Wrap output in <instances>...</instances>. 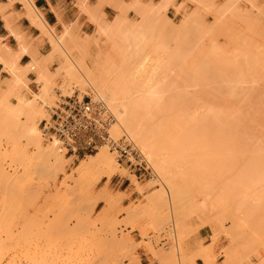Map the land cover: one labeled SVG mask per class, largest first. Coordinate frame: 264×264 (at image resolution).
<instances>
[{"label":"rangeland","instance_id":"obj_1","mask_svg":"<svg viewBox=\"0 0 264 264\" xmlns=\"http://www.w3.org/2000/svg\"><path fill=\"white\" fill-rule=\"evenodd\" d=\"M231 1L232 0H182L175 4L174 0H160L159 2L134 0L135 3L133 1L130 2V4L132 5L131 7H129L130 4L128 3L129 5L123 4V7L121 8V11L123 13L122 18L125 25L127 23L142 25L141 30L143 28L145 29L143 30L144 33L142 32V35H147L145 33H148L147 38L152 37L155 34L156 36L159 35L158 37L161 38V35L162 37H164V34L166 33L167 35L165 34V37L163 39L161 38V40L162 42L165 41L163 43H166L169 40V48L171 46L174 47V44L178 41V39L179 43H181V39H184V44H180L182 48L187 45L189 48L190 45V49H195H193L194 53L197 51L200 52L201 49H199V47L201 48L202 45V49L204 48L209 51V47L212 44L216 43L215 46L217 47V49L213 45L211 48L213 50H218V53L216 56H214L209 51L208 54L210 55L211 53V57L209 56L208 59H204V56L199 57L197 55L192 56L190 54V60V55H186L184 59H188H183L182 62L178 60V62L176 61L174 55L172 56V50H169L168 52L157 51L155 53L148 54L150 58H148L149 61H147V59L145 61L146 64L142 63V65L144 64V67H148L146 68L148 70L153 67V69L156 71L155 80L153 79L155 82L151 81L152 84L150 85L152 87V90L157 93L156 97L160 102V107L159 104L157 105L158 108H164L166 106L165 109L176 108L188 109L191 111L194 109L193 112L195 111L196 116H201L202 113L204 115L205 109L206 112L207 109H214L213 111H224L227 109L223 113H226L227 111L229 113H232L233 111V115L227 113V116L232 115V117H234V115L236 114H240L237 112V110H239V112L242 111V114L245 112L243 115L240 114V116H242L241 118H244L243 121L242 119H239V116V118H237L236 116L234 117L237 118L239 122L241 121V125L239 122V124L235 122L237 125H239V127H236L237 125L234 123V121L232 122L234 125L231 124L233 128L232 126L228 125L230 122L229 119L227 126H223L225 124V120H221L223 121L222 126L220 125L221 128L218 126L213 127L211 125H215V122H212L211 125H209V122V128H207L206 130L209 131L211 128L213 131L211 130L209 131V133L213 134L215 132L216 136L214 138H212L213 136H211V141L214 139V141H212L214 142L213 144H208L207 142L210 141L208 139H206L207 141L204 140L205 142L203 143H205L204 145L207 148H210L212 146L211 148H213V150L209 149L208 154H210V156H213L210 157L208 154H200L195 156L201 163V166L202 164H205L207 166L204 165L202 166L204 168L200 167L194 170H184L182 168L183 163L181 165L178 163V170L180 171L178 172L179 174L185 172V174L189 173L190 175H192V177L194 176L202 181H207L206 186L207 190H209L208 193L203 194L204 191L201 192V189V191H199L197 186H192V189L188 188L189 192H187L189 197L188 195H185L187 198L180 200L179 203V212L184 216V220L181 221V224L177 222V219L179 218H177L178 216H175L176 210L175 208H172L170 206L166 194V205H163L161 214L159 215V213L155 212L156 210H153L156 209V207L153 208L154 203L152 204V202L154 201V196L158 193L157 189L161 188L162 186L161 179L157 176H154L156 175L155 172H153V174L148 173L142 174L140 176H135L133 171H130L121 165H117L119 170L117 169L116 173L110 178L103 177L94 184L91 183L92 185L90 184V182H93V180L95 179V175H91V177H89L90 179L88 178V184L91 185V190L87 196V189L83 186H80V177L76 173V168L80 160L86 159L87 155H92L96 151L76 157L65 154L64 150H62L64 152H60L59 150V152L62 153L64 157V163L62 162V169V166L60 165L55 170L48 171L41 168L42 163H39L37 166H35V161H33L34 167L31 168L30 163V167L26 170L24 169V165L22 164L23 161H21V159H18L16 155L13 154L12 142L10 141V139H6L1 136L0 151L2 166L4 167L7 175H11L9 176V178H14V175H16L17 181L20 183L16 184L17 188H15L16 186L14 187L15 189L13 188L14 192H12L15 195H13L11 191L10 193L12 195H7L6 193H4V190L0 189V264H142L141 256L139 254L140 250H144L150 256L148 264H194L195 257L200 256V253H203L205 256L207 255L208 257H206L207 259H209V262L211 264H222L223 260L225 259L224 251L228 249L229 246H231L229 248L236 247L239 244H243L242 239L243 241L247 240L246 238H243L242 235H239L240 231L239 233L234 232L235 228L233 226V219L231 217H233L232 215H234L235 213L237 214V217L240 219V221L243 222V229L241 232L253 233L256 231L258 237L254 241H246L247 245L250 246V248H252L253 250V256L251 255V259L244 264H264V182H262L264 181V171H261L264 170V157H262L264 156V124H262L264 123V103H262L264 102V71L261 70L264 69V62H261L264 61V52H262L261 54V51H264L262 50L264 48L261 49V47H264V0H236V2L233 4H231ZM228 5H231V9L232 7H235V9L229 11V9H227ZM135 6H137V8L139 7L140 9L138 8V10H135ZM169 6H172V11H168ZM94 15L97 16L96 18H98L99 14L97 11H94L89 16V20L93 23V28L88 33L80 32V36H74L79 39H76L77 42H79L83 37H85L84 39H87L89 42L92 41V44L89 45L90 49H88L91 52L92 56L95 57L97 46L95 45L96 43L94 42L93 37L97 36V24L94 22ZM114 18L110 20L104 19L107 27H112L111 23L113 22ZM142 19L144 20V22ZM126 20L128 21L127 23ZM185 20L188 21H186L187 25H185ZM140 22L143 23L140 24ZM231 22L233 25H230ZM194 24L196 25L194 26ZM125 25L121 27L120 30L124 31ZM39 26L42 29V33H44L48 37L49 41L51 39L50 33L52 31V33H54L57 38L58 36L59 39L61 38L60 35H58L54 31V28H46L42 25ZM184 26L186 27L185 32H187L188 35L183 34L182 32L185 28ZM221 27L224 31L220 30ZM205 29H208L210 32L211 29L213 30L211 33H207ZM225 29L228 31H226ZM232 30L235 32L234 34ZM230 31L231 35H229ZM223 32H226V34H224ZM239 33L244 34L245 37H241V34L238 35ZM107 34L99 37L98 41L100 42L97 41L101 44H99V46H101L102 52L106 54L108 53V41L112 40L113 38L117 39L119 37V34L114 35L115 33H112V31L107 32ZM193 34H195L194 36L197 35V37H195V40L193 39ZM206 34H210L209 36L212 37V39H215V41H212V39L209 40L210 38L208 39ZM218 34H220L219 37H217ZM198 36H201V39H199ZM237 36L238 38L240 36V38H242V41L238 39ZM66 38L69 39L67 36L63 40H65L68 45L69 42L73 44L71 47H69L74 48L75 42L72 43V40L67 41ZM244 39L246 40L245 44ZM208 40L211 41V44L210 42L208 43ZM201 41H204L206 45ZM66 42L64 43L66 44ZM195 42L199 44L197 45ZM50 43L52 45V40ZM247 43L248 47H246ZM78 44H80V42ZM77 46L78 45H76V47ZM76 47L75 49L72 48L74 50H72L73 52L70 50V48L68 50L71 51L72 57L77 52L75 58L73 57L77 61L76 57H78L79 53L76 50ZM173 47H171L170 49H173ZM78 48L80 49V45L77 47V49ZM219 48L221 51L219 50ZM204 51L205 50H203V52ZM207 51L204 53H207ZM219 52L222 54V56L219 55ZM122 53V57L113 54L109 57V59L105 60L106 62H100L98 67L100 68V70L103 69L105 71L107 79L110 83L124 84L125 86H127L125 84V81L127 79H124L125 81H123L122 78L125 77H123V75H126L125 73L127 70V74H129L127 62L131 59L129 56L130 50H125ZM61 54V52L57 53V57H59L62 63L65 60V57ZM90 55L86 58V63L89 66H92L91 60L93 59V57ZM218 56H221L219 57L220 60ZM201 58L204 61H201ZM153 59L155 62L153 61ZM209 59H211V61ZM142 60L144 61V59ZM197 60L200 62H197ZM205 61L206 63H203ZM209 61L210 63H208ZM212 62H214V64ZM61 63L59 64L60 67ZM153 63L157 66H155ZM187 63L188 65L190 64V66H188ZM197 63L201 64L202 66L200 67ZM194 64L195 66L198 65L200 68L196 67V69L193 66ZM173 65L175 66V69L173 68ZM58 67L54 72L56 74V72L60 71V74L54 75L55 77H52L53 73H49L51 75H49V79L47 80L49 83H46V90L48 94L50 93L49 101L51 104H49L48 106V115H46V119L49 118L52 107L57 105V102L59 101V95L68 96L70 93V96L71 94H78L81 97L87 92L94 93L93 89L90 86H85L82 88L80 87V85L76 84V81H74V83L72 80L65 77V73L63 70L57 71ZM193 67L195 70H197L196 72L194 70V72L198 73V75L194 72H191L192 70L190 71V69ZM206 68L208 70H206ZM226 68H228V70ZM106 69H108L109 71L112 70V72L106 71ZM163 69L165 72L163 71ZM174 70L175 72H173ZM220 73H222L224 76H222V74ZM61 75H63V78ZM151 75L154 76V73ZM200 76L206 79H201ZM226 76L228 77L226 78ZM10 78H12V76H10ZM25 80L28 85V79ZM129 80L131 81L130 77L128 81ZM162 80L163 82H161ZM8 81L9 80L7 79L0 80V90H3L5 88V85ZM37 82L39 84V90L36 92H32L25 87H22L20 89V93L24 99H32L33 93L41 92V90L45 87L44 83L41 84L39 81ZM128 84L129 87H132L130 85V82ZM169 85L171 86L169 87ZM177 90L179 91V93ZM4 92L5 90L0 94H3ZM100 95L105 99L106 95H103L102 93H100ZM256 98L261 99V101ZM9 101L11 103H14L16 102V98L13 95H10ZM224 102L227 103L225 104ZM177 104L180 106V108ZM230 104L232 106H230ZM227 105L229 106V109ZM1 115H3V109H0V116ZM224 116H226V114ZM44 118L45 117H43L42 119ZM40 119L37 120L38 123L40 122ZM23 121H25L24 117L21 118L20 122L23 123ZM242 123L244 124V127ZM194 129L195 128L192 127L190 131L192 132L193 130L192 133L195 137L193 139L198 140L200 137L197 135H199V130L201 128L198 129L197 126V128L195 129H198L199 133H197L198 131H196L195 133ZM231 129H236V131L238 132V138L242 137L240 135L241 133L247 134V140L244 135L242 138L245 141H243L242 138V141L239 140L236 136V131L234 132L232 130V132L235 134L230 133ZM250 129H252V131ZM201 131L203 130L201 129ZM244 131L246 132L244 133ZM122 132L123 131L120 130V135L118 136V138L123 134L127 135L125 132ZM223 132H226V134L222 135ZM239 132L241 133L239 134ZM209 133L208 137L210 136ZM229 134L231 135V137ZM218 136L220 138L222 137V139L224 140L227 139H225L224 136H229L228 140L231 141L230 144H228L229 142L227 140V142H224L222 140L220 141V138H217ZM232 137H235L236 139L232 140ZM40 139L43 145L49 144V142L44 140L41 134ZM217 139H219V142H215L217 141ZM237 139L239 142H237ZM226 143L231 149H233L231 146H235V148L233 149L235 153L233 154H237V158L235 159L236 162H232L230 160V162H226V158L220 159V154L218 155L217 153H215V151H220L221 149H223V145H225ZM238 143L242 148L239 147L240 145H238ZM182 145L185 147L183 143ZM236 145L238 150L236 149ZM17 146L21 150L23 148L26 149V158H28L29 156L28 160L31 159L32 155L35 154L34 152H36V149L32 144L27 145L24 141H21L19 144H17ZM221 146L223 148H220ZM106 150L110 152L108 147H106ZM239 151L242 154L239 153ZM240 154L242 155L241 157L239 156ZM112 156L116 160V156L114 153H112ZM256 156L260 159L261 162L256 158ZM230 159L232 160L231 157ZM147 160L153 167L152 161L149 159ZM191 160L194 161V158H192ZM49 161H53L51 157ZM177 161L184 162V160L180 157ZM258 161L259 165H257ZM231 162L232 165H234L232 167L227 166V164L230 165ZM242 165H245V167H243ZM240 166H242L241 168L243 171L247 169V166L249 167L248 169L251 173L249 174L248 172V175L250 176H248L246 173V177L248 176L250 177V180L255 181H252L253 186H249L250 189H246L245 187L246 185L244 182L246 181L247 183L248 181L245 180L248 178L243 177L245 173L242 176L243 178H240L243 173H239V171L241 172ZM250 166L252 167V169ZM256 170L259 173H256ZM118 171L120 172V174ZM224 171H226L227 174ZM251 174L254 175L253 179ZM153 178L155 179L153 180ZM132 179L136 180L134 181ZM149 180H152V182L156 183H153L154 185L150 184L152 182H150ZM235 181H237V183L240 185L244 183L242 186L245 188V190L242 189L243 192H240L242 187L239 186V188L241 187L239 191L240 193L237 194L236 189H234V192L230 190L231 193L229 194L230 191L228 192V190L233 189L232 186L235 188V185L237 184ZM229 185L231 186V188L229 187ZM105 186L107 189L106 192L108 197L113 200V205L110 208L109 213V220H111L109 224H107L109 221L106 220V223V221L103 220L105 217V215L103 216V213L109 209L108 205L99 202L94 207L93 211H90L95 197L98 194L104 193L103 189ZM137 188H139L140 191H138L139 189ZM244 194L248 196L244 197ZM8 196L11 197V199ZM222 199L226 200L223 201ZM227 201H230V204ZM160 217H163V219ZM202 228L208 230L209 236L207 240L204 243H199L200 252L198 251L194 254L189 253V241ZM240 236L242 239L237 240L238 238H240ZM162 238L166 239L165 242L161 241ZM114 240L115 242H121L125 244V247L122 248L121 252L117 256L113 254L115 249V244L113 242ZM235 241L236 246H232V242L234 243L233 245H235ZM127 248L129 250H127ZM205 262L206 261L204 258L203 263L207 264V262Z\"/></svg>","mask_w":264,"mask_h":264},{"label":"bare ground","instance_id":"obj_2","mask_svg":"<svg viewBox=\"0 0 264 264\" xmlns=\"http://www.w3.org/2000/svg\"><path fill=\"white\" fill-rule=\"evenodd\" d=\"M26 3L25 0H22ZM29 1V0H28ZM118 1V0H116ZM134 2V0H132ZM238 1V0H237ZM110 2V1H109ZM120 2V1H119ZM136 2V1H135ZM134 2V3H135ZM236 0H232L231 1V4L235 3ZM31 2H29L30 4ZM116 4V3H115ZM125 4V3H124ZM130 4V3H129ZM128 4V5H129ZM118 5V4H117ZM123 4L119 3V6H118V9H119V13L115 16L113 22L111 23L112 24V27H107L106 24H105V20H104V16L105 14L101 11V13H99L100 15L98 16V18H96L97 16H95L94 18V22L97 24V36H94L93 37V40L94 42L96 43L95 45L97 46V50H96V53H95V57L92 56L91 52L89 51L90 47L89 45H91L92 41H88L87 39H84L85 37H83L79 42L80 44H78L79 42H77V40H79L76 36L77 34H75L76 36H74L72 33L70 34V30L67 28L63 31L62 35H60V39H59V36L58 38L55 36L54 33H52L51 31V39H50V42L52 40V49L49 53H47L46 55V58H42L43 61H41V63H34L35 64V69L38 71H36L38 74V78H37V81H39L41 84L44 83L45 87L41 90V92H37V93H33V98L32 99H24L23 96L21 95L20 93V89L22 87H25L28 89V85H27V82L25 79H27L26 77V74L27 72H29L31 69H32V65L33 63H29V65H25V66H20L17 64V61H18V57L20 56V54L23 52V50H20L21 52H18V53H13V52H9V51H5V52H0V62L3 63L4 65V68L8 71V73L10 74V76H12V78L9 79V81L6 83L5 85V88L3 90H0V91H4L5 92L3 94H0V109H3V115L0 116V137L3 136L4 138L6 139H10V141L12 142V150H13V154L16 155V157L18 159H21L22 164L24 165V169H28L30 167V163H31V168L34 167V164H33V161H35V166H37L39 163H42V166L41 168L42 169H46L48 171H52V170H55L58 166H62L61 169L63 168V161H64V157H63V154L60 153L62 151V149H60L59 147V143L54 140L53 142H49V144L47 145H43L42 142H41V139H40V134L41 132L39 133V130L40 128L38 129V125L39 123L37 122L38 119H42L43 117H47L46 115L47 112H48V106L50 104V93L48 94L47 92V86H46V83L48 82L47 80L49 79V73L47 71V68H46V62L50 61L49 59H51V62L54 60H52L53 56L59 52H61L62 54L61 55H64L65 57V60L61 63V67L59 65V68L57 69V71L59 70H63L64 73H65V77H67L68 79L72 80L73 82L76 81V84L77 85H80V87H85V86H90L94 93L98 96H100L101 98H103L100 93H102L103 95H106L105 97V102L107 104V107L108 109L110 110V112L113 114L114 116V120L115 122L112 124V126L110 127L109 129V133H110V136L113 138V139H118V136L120 135V130L125 132L127 134V136L132 140V142L134 143L135 147L140 151V153L146 158V159H149L152 161L153 163V167L151 166V163L149 162V165L150 167L152 168L153 172H155L156 175L154 176H157L161 179V182H162V186L161 188L157 189L158 190V193L154 196V201L152 202V204L154 203L153 205V208L156 207V209H153L156 213H159V215L161 214V210L163 208V205L166 203V195L168 197V200H169V204L172 208H175L176 210V214L175 216L179 219H177L179 222V224H181V221L184 220V216L179 212V203H180V200L182 199H185L187 198L186 196L188 195V188L192 189V186L195 187L197 186L198 187V190L203 192L204 193H208L209 190H207V181H202L200 179H197L196 177H192V175H190L189 173H186L183 172L181 174H179L178 172H180L178 169V163L181 165L183 163V166L182 168L184 170H188V169H197V168H200L202 166H204L205 164H202L201 166V163L198 161V159L195 157L197 155H200V154H208L209 152V149L213 150V148H207L203 143L205 141H207L206 139L210 140L208 141L207 143H211L213 144L214 142V139L211 141L212 138H214L216 136V133L214 132L213 134H210L209 131H211L212 129L210 128L209 131H207L206 129L209 128V125H211L212 122H215V125H211V126H218L220 127V125L222 126V122L221 120H225V124L223 126H227V123H228V119L229 121V124L230 126H232L231 124H233L232 122L234 121V123H238L239 120L237 118H239L240 120L242 119V121L244 120V118H241L242 116H240V114H242L241 112H239V110H237L238 113L240 114H236L234 115V117L236 116L237 118H234L232 117V113H234L232 111V113L230 112H226V113H223L225 112L226 110L224 111H213L212 109H207V112H206V109H205V113L203 115V113L200 115H197L196 116V113L195 111L193 112V110H188V109H165L164 108H158L157 105L160 103L159 100L157 99V93L155 91L152 90V87L150 84L151 81H154L155 80V70L153 69V67H151V69H146L148 67H144V64L142 65V63H145V61L149 58V53H155L157 51H162V52H168L169 50L173 51L171 54L172 56L174 55L176 61H180L182 62L183 59L185 58L186 55H192V56H199V57H203L204 59H208L209 56L211 57V53L212 55L216 56L217 53H218V50L217 47L215 46V44H212L213 46L216 47V51L213 50L211 47L212 45H208L210 46V55L208 54L209 51H207L206 49H202V46L201 48L199 47V49H201V51H196L197 52H193V49L191 48L190 49V45H189V48H188V45L183 47L180 46L184 44V39H181V43H179V39L178 41L174 44V47L173 49H170L169 48V45H168V42L169 40L166 42V43H163L165 41L162 42L161 38L163 39L165 37V34H164V37H162L161 35V38L153 35L152 37H149L147 38V35L148 33H145L147 35H142V32L143 30H145L144 28L141 30L142 28V25H136L134 23H127L128 21L126 20V25L125 23L123 22V13H122V6ZM127 5V4H126ZM32 6V5H31ZM100 4H98L97 6V9H101L100 8ZM116 6V5H115ZM132 5L130 4L129 7H131ZM139 6V4H138ZM231 5H228L227 9H229V11L235 9V7H230ZM126 7V6H124ZM137 8V6H135ZM141 7V6H140ZM135 10H138V8ZM34 11H37L34 9V7L32 8ZM126 9V8H125ZM140 9V8H139ZM134 10V9H133ZM39 12V11H37ZM142 13V12H141ZM236 14V13H235ZM104 15V16H102ZM245 15V14H244ZM198 16V15H197ZM200 17V15H199ZM194 18V16H193ZM188 19V18H186ZM143 20V19H142ZM192 20V19H190ZM189 20V21H190ZM194 20V19H193ZM196 20V19H195ZM201 20V19H200ZM187 20H185V25H187ZM144 22V20H143ZM142 22V23H143ZM148 22V21H147ZM191 22V21H190ZM110 23V22H109ZM124 23V24H122ZM140 22V24H142ZM183 23V22H182ZM193 23V22H192ZM203 23V22H202ZM184 24V23H183ZM201 24V23H200ZM232 24V22L230 23V25ZM125 25V29L124 31L123 30H120L121 27H123ZM192 25V24H190ZM196 24H194L195 26ZM205 25V23H204ZM221 25V24H220ZM233 25V24H232ZM180 26V25H179ZM178 26V27H179ZM183 26V25H182ZM201 26V25H200ZM222 26V25H221ZM46 28H51L49 26H45ZM153 27V26H151ZM185 27V26H184ZM226 27V26H225ZM174 28V27H173ZM202 28V27H201ZM204 28V27H203ZM224 28V27H223ZM148 29V28H147ZM171 29V28H170ZM182 29V28H181ZM185 29L186 27L184 28V30L182 31L183 34H186L188 35L187 32H185ZM227 29V28H226ZM225 29V30H226ZM155 30V29H154ZM177 30V28H176ZM193 30V29H192ZM206 30V29H205ZM208 30V29H207ZM206 32L208 33H211L213 29H211V32L208 30ZM218 30V29H217ZM222 30V27L221 29ZM235 30V29H233ZM232 30L233 34L235 33L234 31ZM112 31V33L114 32L115 34L114 35H118L119 34V37L117 39H112L108 41V44H107V50H108V53H103L102 50H101V46H99L100 41H98L99 37H101L102 35H106L107 32H110ZM188 31V29H187ZM215 31V30H214ZM224 31V30H222ZM228 31V30H226ZM122 32V33H121ZM192 32V31H190ZM202 32V31H201ZM144 33V32H143ZM200 33V32H199ZM205 33V32H204ZM224 33V32H223ZM238 33V32H236ZM191 34V33H190ZM196 34V33H195ZM195 34H193V39L195 40V37L194 36ZM226 34V32L224 33ZM241 33H239L238 35H240ZM73 35V36H71ZM108 35V34H107ZM111 35V34H110ZM167 35V34H166ZM204 35V34H203ZM210 35V34H209ZM209 35L206 34L207 38L209 40L212 39V37H210ZM214 35V34H213ZM220 34H218L217 37H219ZM222 35V34H221ZM231 35V31H230V34ZM69 39L66 38L67 41H71L72 40V43H74V46L76 47V45H80V49L76 47V50L78 51L79 55L77 58V61L74 59L75 58V55L77 54V52L75 53V55L72 57L71 55V51L73 49H75V47L72 49L70 48L73 44H71L69 42V45L68 43L63 40L65 37H67ZM146 36V37H145ZM191 36V35H190ZM212 36V35H211ZM215 36V37H216ZM226 36V35H225ZM224 36V37H225ZM76 37V38H75ZM109 37V36H108ZM168 37V36H167ZM201 36H198L199 39ZM216 37V38H217ZM236 37V36H235ZM241 37H245L244 34H241ZM71 38V39H70ZM230 38V37H229ZM238 38V36H237ZM62 39V40H61ZM77 39V40H76ZM190 39V38H189ZM197 39V38H196ZM204 39V37H203ZM231 39V38H230ZM234 39V38H232ZM241 41H242V38H239ZM237 39V40H238ZM167 40V39H166ZM198 40V39H197ZM208 40V43L210 42L211 44V41ZM215 41V39H212V41ZM218 40V39H217ZM216 40V41H217ZM61 41H64L66 42V44L64 42H61ZM98 41V42H97ZM245 39H244V44H245ZM193 42V40H192ZM199 42V41H197ZM202 42V41H201ZM200 42V43H201ZM236 42V41H235ZM89 43V44H88ZM188 43V42H187ZM196 43V42H195ZM204 43V41L202 42ZM104 44V43H103ZM164 44V45H162ZM197 44V43H196ZM199 44V43H198ZM197 44V45H198ZM205 44V43H204ZM251 44V42H250ZM65 45V46H64ZM67 45V46H66ZM101 45V44H100ZM206 45V44H205ZM70 46V47H69ZM195 46V44H194ZM245 46V45H244ZM70 50H68L69 48ZM205 47V46H204ZM246 47H248V43L246 45ZM252 47V45H251ZM89 48V49H88ZM196 48V47H195ZM207 48V47H206ZM264 48V47H261V49ZM22 49V48H21ZM103 49V48H102ZM198 49V50H199ZM248 49V48H247ZM260 49V48H258ZM94 50V49H93ZM92 50V51H93ZM125 50H130V60L127 62V65H128V69H129V74H127L128 70H124L126 71V75H123L124 78L123 81H125L124 79H127L125 82V84L127 86H125L124 84H118V83H110L107 79V75L105 74V71L103 69L100 70V68L98 67L99 63L109 59L110 56H112L113 54L114 55H118L120 57H122L123 55V51ZM195 50V49H194ZM203 50H205L204 52L207 51V53H204ZM212 50V51H211ZM220 50V48H219ZM264 50V49H262ZM74 51V50H73ZM72 51V52H73ZM80 51V52H79ZM193 54H192V52ZM221 51V50H220ZM25 52V51H24ZM259 52V51H258ZM262 52L264 51H261V54ZM175 53V54H173ZM91 54V55H90ZM260 54V53H259ZM92 56L93 59L91 60L92 61V66H89L87 63H86V58L88 56ZM170 55V54H169ZM191 55L189 56V60L191 59ZM219 55L222 56V54L219 52ZM56 56V55H55ZM58 56V55H57ZM60 56V55H59ZM213 56V57H214ZM221 56H218L221 57ZM260 56V55H259ZM116 57V56H115ZM112 58V57H111ZM46 59V60H45ZM113 59V58H112ZM144 59V61L142 60ZM150 59V58H149ZM149 59L147 61H149ZM169 59V58H168ZM188 59V58H186ZM184 59V60H186ZM199 59V58H198ZM202 59V58H201ZM212 59V58H211ZM211 59H209L211 61ZM89 60V59H88ZM195 60V59H194ZM214 60V59H213ZM220 60V58H219ZM154 61V59H153ZM178 61V62H179ZM201 61H204L203 59ZM210 61L208 63H210ZM44 62V63H43ZM106 62V61H105ZM155 62V61H154ZM162 62V61H161ZM167 62V61H165ZM197 62H200L197 60ZM221 62V61H220ZM261 62H264V61H261ZM108 63V61H107ZM203 63H206L203 62ZM214 64V62H212ZM227 63V62H226ZM245 63H248V62H245ZM260 63V62H259ZM40 64V65H39ZM44 64V66H43ZM91 64V62H90ZM146 64V63H145ZM154 64V63H153ZM181 64V63H180ZM185 64V63H183ZM192 64V62H191ZM200 67L202 66V62L201 64L197 63ZM196 64V65H197ZM225 64V63H223ZM228 64V63H227ZM148 65V64H147ZM155 65V64H154ZM179 65V64H177ZM176 65V66H177ZM188 65V63H187ZM195 66V64L193 65L195 68L196 67H199V66ZM216 65V63H215ZM260 65V64H259ZM34 66V65H33ZM130 66V67H129ZM146 66V65H145ZM150 66V65H149ZM157 66V65H155ZM190 66V64L188 65ZM204 66V64H203ZM43 67V68H42ZM175 66L173 65V68ZM194 67L190 69L191 72H194ZM199 67V68H200ZM209 67V65H208ZM225 67V66H223ZM229 67V66H228ZM110 68V67H109ZM150 68V67H149ZM237 68V67H236ZM235 68V69H236ZM259 68V67H258ZM4 69V70H5ZM56 69V68H55ZM165 69V67H164ZM163 69V71H164ZM172 69V68H170ZM175 69V68H174ZM177 69V67H176ZM197 69V68H196ZM213 69V68H212ZM217 69V68H216ZM228 70V68H226ZM231 69V68H230ZM244 69V68H243ZM261 69V68H260ZM114 70V69H113ZM151 70V71H150ZM168 70V69H167ZM189 70V69H188ZM206 70H208L206 68ZM219 70V69H218ZM225 70V69H224ZM262 71H264V69H261ZM106 71H109L108 69H106ZM158 71V70H157ZM169 71V70H168ZM189 71V72H190ZM197 70H195L196 72ZM200 71V70H199ZM213 71V70H212ZM243 71V70H241ZM109 72H112V70H110ZM114 72V71H113ZM165 72V71H164ZM175 72V70L173 71ZM190 72V73H191ZM194 72V73H195ZM205 72V71H204ZM209 72V71H208ZM154 73V76L151 75ZM179 73V71H178ZM176 73V74H178ZM193 73V74H194ZM226 73V72H224ZM57 74H60V71L59 72H55L53 73V76L52 77H55L54 75H57ZM131 74V75H130ZM170 74V73H169ZM174 74V73H173ZM198 75V73H195ZM194 74V75H195ZM222 74V73H220ZM63 75L62 78H63ZM193 75V76H194ZM200 75V74H199ZM212 75V74H211ZM51 76V75H50ZM159 76V75H158ZM196 76V75H195ZM222 76H224L222 74ZM221 76V77H222ZM51 77V78H52ZM57 77V76H56ZM131 79V81L128 79ZM201 79L203 78L202 76H200ZM228 76H226L227 78ZM168 78V77H167ZM239 78V77H238ZM53 79V78H52ZM154 79V80H153ZM196 79V78H195ZM200 79V80H201ZM204 79V78H203ZM206 79V78H205ZM204 79V80H205ZM63 80V79H62ZM66 80V79H65ZM197 80V79H196ZM227 80V79H226ZM128 81V82H127ZM209 81V80H208ZM53 82V80H52ZM70 82V81H69ZM79 84H78V83ZM122 82V80H121ZM130 82V85L132 87H129V83ZM155 82V81H154ZM163 82V80L161 81ZM174 82V81H173ZM49 83V82H48ZM68 83V82H67ZM75 83V82H74ZM124 83V82H123ZM167 83V82H166ZM71 84V83H70ZM121 85V86H120ZM73 86V85H72ZM75 86V85H74ZM123 86V87H122ZM153 86V85H152ZM157 86V85H156ZM162 86V85H161ZM171 85H169L170 87ZM127 87V88H125ZM168 87V86H167ZM175 87V86H174ZM79 88V87H78ZM81 88V90H82ZM131 88V89H130ZM166 88V87H165ZM183 88V87H182ZM160 89V88H159ZM169 89V88H168ZM167 89V90H168ZM131 90V91H130ZM164 90V88H163ZM163 90H160V91H163ZM100 93H99V92ZM157 91V90H156ZM173 91V90H172ZM178 91V90H177ZM183 91V90H182ZM0 92V93H2ZM165 92V91H164ZM170 92V91H169ZM161 93V92H160ZM158 93V94H160ZM179 93V91H178ZM183 93V92H181ZM180 93V95H181ZM187 93V92H186ZM175 94V93H174ZM232 94V93H231ZM10 95H13L15 98H16V102L14 103H11L9 101V96ZM70 95V93H69ZM72 95V94H71ZM162 95V94H160ZM179 96V95H177ZM231 96V95H230ZM253 96V95H252ZM261 96V95H260ZM219 97V96H218ZM244 97V96H243ZM250 97V96H249ZM184 98V97H183ZM189 98V97H188ZM195 98V97H194ZM198 98V97H197ZM213 98V97H212ZM222 98V97H221ZM237 98V97H236ZM262 98V97H260ZM206 99V98H205ZM224 99V98H223ZM226 99V98H225ZM230 99V98H229ZM232 99V98H231ZM256 99H259V98H256ZM255 99V101H256ZM163 100V99H162ZM210 100V99H209ZM214 100V99H213ZM221 100V99H220ZM236 100V99H235ZM199 101V100H198ZM212 101V100H211ZM223 101V100H222ZM244 101V100H243ZM254 101V102H255ZM259 101H261V99H259ZM165 102V101H164ZM193 102V101H192ZM206 102V101H204ZM217 102V101H215ZM230 102V101H229ZM236 102V101H235ZM183 103V102H181ZM179 103V104H181ZM191 103V101H190ZM225 104L227 102H224ZM234 103V102H233ZM246 103V102H245ZM261 103V102H260ZM264 103V102H262ZM51 105V104H50ZM178 105V104H177ZM194 105V104H193ZM192 105V106H193ZM238 105V103H237ZM242 105V104H241ZM240 105V106H241ZM170 106V105H169ZM179 106V105H178ZM218 106V104H217ZM228 106V105H227ZM226 106V107H227ZM230 106H232L230 104ZM159 107H160V104H159ZM177 107V106H176ZM195 107V106H194ZM210 107V106H209ZM180 108V106H179ZM234 108V107H233ZM204 109V108H202ZM228 109H229V106H228ZM231 109V108H230ZM201 110V108H200ZM197 111V110H196ZM250 111V110H248ZM262 112V111H261ZM260 112V113H261ZM207 113V114H206ZM222 113V114H220ZM232 114L230 116H227L228 114ZM236 113V112H235ZM245 113V112H244ZM243 113V114H244ZM247 113V112H246ZM258 113V112H257ZM206 114V115H205ZM226 114V116H224ZM242 114V115H243ZM255 114V112H254ZM259 114V113H258ZM262 114V113H261ZM224 116V117H223ZM239 116V117H238ZM24 117L25 118V121H23V123L20 122L21 118ZM228 117V118H227ZM261 118V117H260ZM40 119V120H41ZM247 119V118H246ZM238 120V121H237ZM252 120V119H251ZM227 121V122H226ZM246 121V120H245ZM250 121V120H249ZM210 122V124H209ZM221 124H219V123ZM241 122V121H240ZM239 122V123H240ZM235 123V124H236ZM238 123V124H239ZM253 123V122H252ZM251 123V124H252ZM209 124V125H208ZM214 124V123H213ZM218 124V125H216ZM243 124V123H242ZM245 124V122H244ZM244 124H243V127H244ZM264 124V123H262ZM234 125V124H233ZM237 125V124H236ZM235 125V126H236ZM241 125V123H240ZM198 126V129H202L203 131H201V129L198 131L195 130ZM207 126V127H206ZM234 126V128H235ZM195 128V133L196 131H198L197 133H199V136L198 140L196 139H193L195 138L193 136V130L192 132L190 131L191 129ZM236 127H239V125H237ZM241 127V126H240ZM216 128V127H215ZM221 128V127H220ZM233 128V126H232ZM262 128V127H261ZM238 129V128H237ZM240 129V128H239ZM216 130V129H215ZM219 130V129H218ZM217 130V131H218ZM233 129L230 130V133H233L232 132ZM242 130V129H241ZM240 130V131H241ZM252 131V129H250ZM213 131V130H212ZM220 131V130H219ZM218 131V132H219ZM229 131V130H227ZM234 132L236 131L233 130ZM122 132V133H123ZM242 132V131H241ZM239 132V134L241 133ZM246 131H244L245 133ZM249 132V131H248ZM194 133V134H195ZM208 133H209V137H208ZM229 133V132H228ZM238 132L236 131V136L238 138ZM260 133V132H259ZM215 134V135H214ZM221 134V133H220ZM226 134V132L222 135ZM235 134V133H233ZM232 134V136H233ZM251 134V132H250ZM230 135V134H229ZM242 137L243 135L246 137V140H247V134H240ZM196 136V137H197ZM211 136H213L211 138ZM235 136V137H236ZM252 136V135H251ZM225 139L229 142L228 144H230L231 141L228 140V137L229 136H224ZM231 137V135H230ZM233 138L232 140L236 139V138ZM241 137V138H242ZM217 138H220L219 136ZM241 138H238L239 140H241ZM237 139V142H239ZM254 139V138H253ZM205 140V141H204ZM219 139H217V141L215 142H219L218 141ZM226 141L224 139H222V137L220 138V141ZM243 140V138H242ZM241 140V141H242ZM21 141H24L26 142L27 145H33L36 149V152H34L35 154L32 155L31 159L28 160V158H26V149L23 148L22 150L17 146V144H19ZM226 141V142H227ZM245 141V140H243ZM182 143L185 145V147L182 145ZM206 143V144H207ZM233 143V141H232ZM231 143V145H232ZM242 143V142H240ZM247 143V142H246ZM181 144V145H180ZM224 144V143H223ZM228 144L226 143V147L225 145H223V147L221 146L220 148H223L221 149L220 151L217 150L215 151V153H217L220 157V159H225L226 158V162H228L229 160L232 161V162H236V158H237V154H233L235 153L234 152V148L235 146H231L233 149H231ZM221 145V144H220ZM238 145H240L238 143ZM183 146V147H182ZM106 144H101L96 152L92 155H87V158L86 159H82L80 160L77 168H76V173L79 175L80 177V186H83L84 188L87 189V196H88V193L90 192L91 190V185L94 184L95 182L99 181L101 178L103 177H106V178H110L112 175H114L118 169V162H116L117 160H115V158L112 156V153L108 152L106 150ZM209 147V146H208ZM215 147V146H214ZM228 147V149H227ZM241 147V145L239 146ZM244 147V146H243ZM250 147V146H249ZM230 148V149H229ZM242 148V147H241ZM236 149H237V145H236ZM60 150V152H59ZM215 150V148H214ZM238 150V149H237ZM245 150V148H244ZM260 150V149H259ZM258 150V151H259ZM241 151V150H240ZM239 151V153H241ZM251 151V150H250ZM64 152V151H62ZM214 152V151H213ZM238 152V151H236ZM244 152V151H243ZM245 153V152H244ZM256 153V152H255ZM254 153V154H255ZM242 154V153H241ZM239 155L240 157L242 155ZM249 154V153H248ZM258 154V153H257ZM210 156V154H208ZM212 155V154H211ZM216 155V154H215ZM217 155V156H218ZM234 155V156H233ZM244 155V154H243ZM250 155V154H249ZM256 155V154H255ZM213 156V155H212ZM210 156V157H212ZM218 156V157H219ZM254 156V155H253ZM252 156V157H253ZM50 157L51 159L53 160L52 162H50ZM181 158L184 160V162H180V161H177L178 158ZM215 157V156H214ZM230 157L232 158V160L230 159ZM239 157V158H240ZM250 157V156H249ZM264 157V156H262ZM70 158V157H69ZM194 158V161H192L191 159ZM229 158V159H227ZM257 158V156H256ZM33 159V160H32ZM235 161H234V160ZM242 159V158H241ZM244 159V158H243ZM259 161L260 159L257 158ZM224 161V160H223ZM224 161V162H225ZM229 161V162H230ZM241 161V160H240ZM257 161V160H256ZM255 161V162H256ZM259 161L256 163L257 165H259ZM63 162V163H62ZM223 162V163H224ZM232 162L230 163V165L227 164V166H233L232 165ZM250 162V161H249ZM248 162V164H249ZM261 162V161H260ZM189 163V164H188ZM254 163V162H253ZM222 164V163H221ZM236 164V163H235ZM262 164V163H261ZM224 165V164H223ZM237 165V164H236ZM189 168H188V167ZM207 166V165H205ZM243 166V165H242ZM242 166H240V169H241V172L239 171V173H242L241 175V179L244 177V178H248V179H245V180H248L247 183L246 181L244 182L245 183V187L246 189L249 188V186H253V182H255L254 180H250V175H248V172H249V167L247 166L245 169V171L242 170ZM209 167V166H208ZM229 167V168H231ZM235 167V166H234ZM237 167V166H236ZM245 167V165L243 166ZM251 167V166H250ZM259 167V166H258ZM60 168V167H59ZM204 168V167H202ZM228 168V169H229ZM257 168V167H256ZM261 168V166H260ZM260 168H259V172H260ZM238 169V168H237ZM236 169V170H237ZM244 169V168H243ZM252 169V167H251ZM255 169V168H254ZM119 170V169H118ZM238 171V170H237ZM254 171V170H253ZM261 171H264V170H261ZM25 172V171H24ZM119 172V171H118ZM188 172V171H187ZM226 174L228 172L224 171ZM258 171L256 170V173ZM258 172V173H259ZM191 173H195V172H191ZM245 173V174H244ZM246 173H247V177H246ZM251 172H249L250 174ZM253 173V172H252ZM120 174V172H119ZM185 174V175H184ZM244 174V176H243ZM91 175H95V179L93 180V182H90V184H88V178L91 177ZM126 175V174H125ZM252 175V174H251ZM9 176L11 175H7V173L5 172L4 170V167L2 166V163H1V151H0V189L4 190V193H6L7 195H12L10 193V191L12 192L15 188H17L16 184L20 183L17 181V178H16V175H14L15 177H10ZM243 176V177H242ZM254 175H252V179L254 178L253 177ZM18 177V176H17ZM156 177V178H157ZM135 178V177H134ZM90 179V178H89ZM152 179V178H151ZM155 178H153L154 180ZM19 180V178H18ZM134 180V179H132ZM136 180V179H135ZM134 180V181H135ZM158 180V179H157ZM261 180V179H259ZM92 181V180H91ZM133 181V182H134ZM150 181V180H149ZM209 181V180H208ZM253 181V182H252ZM152 182V180L150 181ZM160 182V181H159ZM237 183V181H235ZM243 182V181H242ZM264 182V181H262ZM137 183V182H136ZM154 182L150 183V184H153ZM156 183V182H155ZM154 183V184H155ZM202 183V184H201ZM242 183V185L244 184ZM249 183V184H248ZM138 184V183H137ZM153 184V185H154ZM193 184V185H192ZM231 184V183H229ZM238 184V183H237ZM236 184V185H237ZM135 185V184H134ZM191 185V187H190ZM202 185V186H201ZM235 185V184H233ZM235 185V188L232 186L233 189H229L228 192L231 190L233 191L234 189H236L237 191V194L240 193V192H243V190H245V188L238 184L237 186ZM16 186V187H15ZM239 186H241V191H240V188ZM15 187V188H14ZM19 187V186H18ZM136 187V186H135ZM229 187L231 188V186L229 185ZM4 188V189H3ZM14 188V189H13ZM209 188V186H208ZM227 188V187H226ZM225 188V190H226ZM262 188V187H261ZM139 189V188H137ZM195 189V188H194ZM201 189V190H200ZM239 189V190H238ZM250 189V188H249ZM106 186L104 187L103 189V192L102 194H98L92 205H91V208H90V211H93L94 207L99 203V202H102L106 205H108L109 209L103 213V216L105 215L104 217V221H109L107 224H109L111 222V220H109L110 218V208L112 207L113 205V200L110 199L107 195V192H106ZM142 190V189H141ZM207 190V191H206ZM140 191V189L138 190ZM188 191V192H187ZM195 191V190H194ZM231 191L229 192V194L231 193ZM240 191V192H239ZM248 191V190H247ZM1 192V190H0ZM8 192V193H7ZM14 192V191H13ZM12 192V193H13ZM234 192V191H233ZM232 192V193H233ZM166 194V195H165ZM236 194V195H237ZM13 195H15L13 193ZM186 195V196H185ZM238 196V195H237ZM246 196V194H244V197ZM248 196V195H247ZM246 196V197H247ZM4 197V195H3ZM9 197V196H8ZM86 197V196H85ZM189 197V195H188ZM7 198V197H6ZM11 199V197H9ZM193 198V196H192ZM226 198V197H225ZM230 198V197H229ZM259 198V197H258ZM238 199V198H237ZM223 200V199H222ZM226 200V199H224ZM223 200V201H224ZM230 200V199H228ZM235 200V199H234ZM233 201V200H232ZM239 201V200H238ZM250 201V200H249ZM228 202V201H227ZM230 202V201H229ZM228 202V203H229ZM237 202V200H236ZM221 203V202H220ZM235 203V202H234ZM230 204V203H229ZM166 205V204H165ZM7 209V208H6ZM109 214V215H108ZM108 215V216H107ZM174 215V214H173ZM233 217H231L233 219V226H234V232L235 233H239V235H242L243 238H246L247 242L249 241H254L255 239H257V234H256V231L253 232V233H242V229H243V222L240 221V219L237 217V214L235 213L234 215H232ZM107 218V219H106ZM163 219V217H160ZM175 221V219H174ZM185 224V223H184ZM179 226V225H178ZM1 227V226H0ZM185 228V227H184ZM179 231V230H178ZM177 232V231H176ZM233 232V231H232ZM259 232V231H258ZM177 235V234H176ZM238 235V237H239ZM230 236V235H229ZM233 236V235H232ZM236 238V237H235ZM232 239V238H231ZM237 239V238H236ZM239 239H242L241 236L240 238H238L237 240ZM236 240V241H237ZM178 241V240H177ZM233 241V240H231ZM236 241H235V245H233L234 243L232 242V246H236ZM246 241H243L242 239V242L243 244H239V248L238 246L236 247H232V248H229L231 246L228 247V249H226L224 252V256H225V259L223 260L222 264H244V263H247L248 260H250L251 258V255L253 256V250L252 248H250V246L247 245V242ZM115 246H114V252L113 254L115 256H117L122 248L125 247V244L124 243H121V242H115V240L113 241ZM238 242V241H237ZM1 243V242H0ZM241 243V242H240ZM231 245V244H230ZM250 245V244H249ZM178 247V246H177ZM1 248V246H0ZM127 250H129L127 248ZM200 252V251H199ZM130 253V252H129ZM207 256V255H206ZM203 253H200V257L205 258V261L207 262V264H211L209 262V259H207ZM138 260V259H137ZM188 261V260H187ZM205 262V263H206ZM37 264H40V263H37ZM189 264V263H188Z\"/></svg>","mask_w":264,"mask_h":264},{"label":"crops","instance_id":"obj_3","mask_svg":"<svg viewBox=\"0 0 264 264\" xmlns=\"http://www.w3.org/2000/svg\"><path fill=\"white\" fill-rule=\"evenodd\" d=\"M25 1L26 3L22 0H0V52L9 51L18 53L21 52L20 50H23L18 57L17 64L25 66L33 63L34 66L32 65V69L27 72L26 77L28 79V90L36 92L39 90V84L37 82L39 73H37V68L34 71V63H41L46 58L47 53L52 49L48 37L42 33L39 25H47L54 28V31L58 35H61L68 28L71 31L70 33L80 36V32L88 33L93 28V23L89 20L92 12L97 11L99 14L102 11L105 14L104 19L110 20L119 13L117 7L119 3L128 4L132 0ZM140 1L159 2L160 0ZM180 1L182 0H174V3L176 4ZM29 2L31 3L29 4ZM98 4L101 5V9H97ZM33 7L39 12L34 11L32 9ZM168 11H172V6L168 7ZM55 55L52 58V60L54 59L52 62L51 59L46 63L43 62L46 64L48 73H54L55 68L60 64L61 60L57 57V54ZM4 69L3 63L0 62V80H9L10 74ZM208 236L207 229H200L189 241L188 252L192 254L198 252L200 247L199 243H204ZM139 254L142 264H148L150 256L144 250H140ZM194 264L204 263L200 256H196Z\"/></svg>","mask_w":264,"mask_h":264},{"label":"built area","instance_id":"obj_4","mask_svg":"<svg viewBox=\"0 0 264 264\" xmlns=\"http://www.w3.org/2000/svg\"><path fill=\"white\" fill-rule=\"evenodd\" d=\"M114 116L103 98L93 92L61 96L52 107L49 118L39 122L41 136L47 142L56 140L69 156H80L106 144L119 165L133 171L135 176L153 174L147 159L125 134L118 139L110 136ZM165 238L161 241L165 242Z\"/></svg>","mask_w":264,"mask_h":264}]
</instances>
